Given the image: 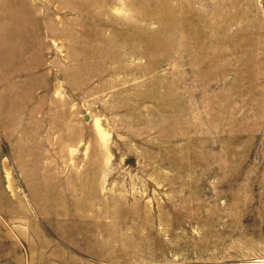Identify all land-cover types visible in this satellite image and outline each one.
<instances>
[{
  "label": "rangeland",
  "instance_id": "1",
  "mask_svg": "<svg viewBox=\"0 0 264 264\" xmlns=\"http://www.w3.org/2000/svg\"><path fill=\"white\" fill-rule=\"evenodd\" d=\"M0 264H264V0H0Z\"/></svg>",
  "mask_w": 264,
  "mask_h": 264
}]
</instances>
